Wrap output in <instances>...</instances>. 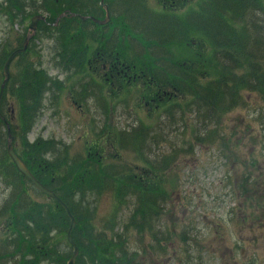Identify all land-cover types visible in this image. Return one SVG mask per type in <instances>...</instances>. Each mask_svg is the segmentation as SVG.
<instances>
[{"label": "trees", "instance_id": "1", "mask_svg": "<svg viewBox=\"0 0 264 264\" xmlns=\"http://www.w3.org/2000/svg\"><path fill=\"white\" fill-rule=\"evenodd\" d=\"M118 1L113 7L108 3L111 24L103 30L104 39L99 38L101 32L96 26L86 25L73 28L74 37L87 39L89 51L93 44L98 43L101 48V40L105 41L103 59L108 63L113 61V58L106 57L111 52L116 54L115 60L118 56L125 58L130 52L135 54L139 60V69L148 72L141 73V77L146 79L142 85L153 86L154 89L167 87L171 97L166 99L157 115L159 120H167V125H144L137 122L135 125L131 124L128 132H110L120 149L133 152L142 167L135 170L133 165L122 164L123 166L109 165L102 169L101 164V185L99 184L97 193L103 192L112 197L117 195V200L114 201L117 205V208L114 207L116 213L120 206L128 204L126 198L133 199V216L138 215L137 220H134L135 229L140 233L146 228L150 240L162 248L170 235H158L154 231L153 222L158 218L161 202L168 196L171 198L173 187H170V191H164L161 174L168 172L178 152L174 147H170L171 153L168 156L156 151L169 141L174 143L184 134L182 116L186 113L197 114L200 122L197 129H191L190 138L186 140H194L197 144L184 143L181 145L182 150L192 151L195 146H210L215 142L224 144L228 139L224 136L222 116L236 108L245 107L243 93L256 92L264 95V69L261 70L264 63V0H200L196 9L184 17L151 13L144 0H120L117 4ZM88 3L87 7H77L76 12L96 17L97 12L90 11L97 0H90ZM45 9L49 14L46 21L53 22L70 7H67L65 1L57 4L53 1L52 6L45 4ZM70 21L73 20L66 17L58 26L59 52L64 59V55L81 53L69 44ZM189 28L205 46L211 48L208 62L216 63L218 67L214 77L205 72L194 71V67L189 66L192 64L180 65V62L171 57L170 46L183 45L184 38L189 37ZM27 52L15 61L16 73L15 76L13 73L10 75L1 104L3 113L6 111L7 96L16 98L17 123L20 125H10L14 141L18 137L25 138L23 134L29 123L28 119L37 111L38 94L44 87L41 76L33 77L30 74L32 57H28ZM7 53L6 46L3 45L0 51V71ZM78 60L81 69L88 67L80 56ZM74 61L71 57L65 64L69 67V62ZM150 68L155 69L149 71ZM23 74L26 82L21 81ZM144 93L151 99L156 96V91ZM262 98L264 100L263 96ZM209 123L215 125L207 134L209 137L200 138ZM165 128L169 132L165 133ZM107 136L108 134H103L98 138L105 139ZM6 143V128L0 120V187L5 193L0 202V220L9 219L15 232L13 240L0 237V264H41L42 261L66 264L71 253L60 250L56 242L52 243L49 239V235L57 229L58 233H66L69 219L54 201L48 199L47 204H39L31 198L30 190L36 191L11 163L6 153ZM238 143L237 141L234 147ZM13 147L31 174L43 186L52 190L74 216L76 224L71 236L79 249L75 264H122L125 259L131 262L134 255L140 260L139 252L127 254L125 235L114 233L112 226H102L99 229L94 220L95 214L88 213L89 205L74 202L73 192L80 191L82 174L87 173L91 177V171H95V157L92 154L76 159L72 165L75 166V172L70 173L63 166L66 165L65 153L61 164L54 167L51 162L42 158L43 143L37 141L28 144L23 140L20 152L14 144ZM146 151L152 155L151 161L145 156ZM156 180L158 185L155 184ZM242 181L239 189L247 193L248 186L252 185L251 174L244 175ZM36 238L40 240L37 242ZM180 238L186 240L184 236ZM29 253L33 254V259L28 256Z\"/></svg>", "mask_w": 264, "mask_h": 264}, {"label": "rangeland", "instance_id": "2", "mask_svg": "<svg viewBox=\"0 0 264 264\" xmlns=\"http://www.w3.org/2000/svg\"><path fill=\"white\" fill-rule=\"evenodd\" d=\"M7 1H12L18 6V10H13V13L18 15L14 24L7 21L5 9H2L7 7ZM53 1L0 0V51L1 47L10 41L6 38L8 35L24 32L25 28L20 25V20L25 18V15L35 11L34 14L49 17L45 4L52 6ZM197 1L145 0L150 10L159 12L178 8L175 14L181 17L192 13L200 2ZM99 17H103L101 11ZM29 20L26 22V29ZM41 28L42 26L34 42L36 50L31 55L33 59L30 58L32 63L30 74L33 77L41 76L44 87L38 94L39 99L36 103L38 109L31 119H28L29 123L23 134L25 138L17 136L13 144L20 152L23 140L28 144L37 141L43 143L42 158L51 162L54 167L61 164L65 153L66 165L63 166L66 172L70 173L75 172V166L72 165L79 157L87 154L95 157V171H91L93 172L91 177L87 173L82 174L80 191L73 192L74 202L89 205L88 213L95 214L94 220L99 229L102 226H112L114 233L125 235L127 254L133 251L135 254L139 252L140 260L134 255L131 262L125 259L122 264H250L252 259L253 264H264V100L262 98L264 95L256 92L243 93L245 107L236 108L222 116L224 136L228 139L224 144L215 142L210 146H195L192 151L182 150L181 145L184 143L197 144L194 140L189 142L186 140L190 138L191 129H197L200 122L197 114L186 113L182 116V122L185 124L184 134L174 143L169 141L156 151L158 154L166 153L168 156L171 153L170 147H174L178 152L168 172L161 174L164 191H170V187L173 189L171 198L168 196L161 202L158 218L153 222L154 231L158 235L162 237L170 235V239L166 238L162 248L157 247L148 237L146 228L140 233L135 229L134 220H137L138 215L133 216L135 208L133 199L126 198L128 204L120 206L116 213L114 207L117 208V205L114 201L117 200V195L114 194L112 197L103 192L97 193V188L99 184L101 185V164H103L102 169L109 165L123 166L122 164L142 167V163L136 159L133 152L120 149L110 132L116 133L128 124L136 123L137 119L144 125L168 123L167 120L161 121L156 117L162 101H151V98L144 93L150 90L155 92L153 86L145 87L132 82L131 77L135 72L144 74L148 72L139 69V60L133 53L125 58L118 56L115 60L116 54L111 52L107 57L113 58V61L107 63L101 60L99 64L100 81L96 78L97 73L87 67L82 74L101 85V96L105 100L101 102V108L90 104L88 108L83 105L82 109H78L72 106L70 99L74 92L72 86L78 78L75 75L76 69L66 66L67 55H64L65 59L60 56V59L56 60L60 53L58 52L59 37L51 30H47L48 34H45ZM189 30V37L184 38L183 45L170 46L171 57L180 62V65L192 64L189 66L194 67V71L205 72L210 77H214L218 67L216 63L208 62L211 48L205 46L197 35L191 32V28ZM14 38H11L12 42ZM69 44L74 50L81 52L77 55L89 60L98 49L104 53L102 47L96 44H93L89 51L87 42L78 38L70 39ZM109 69H112V76ZM154 69L150 68L149 71ZM263 69L264 63L261 70ZM15 70L13 65L14 76ZM120 72H127V76L121 77ZM67 78H72V81L68 80L70 83H66ZM21 81L26 82L24 74ZM144 81L146 79L142 82ZM15 99L8 95L5 108L14 109L16 115L11 125L19 126ZM122 100L126 102L119 103ZM4 115L5 118L11 119L9 111L4 112ZM214 126L211 123L207 124L200 138L206 137ZM166 129L164 132H169ZM179 131L182 129L179 128ZM103 134H108L107 138H98ZM237 141L238 146L234 147ZM145 156L151 161L152 155L148 151L145 152ZM248 174H251L252 185L248 186L247 193H243L239 187L243 183L244 175ZM157 181L155 184L158 185ZM0 188L1 202L5 193L2 187ZM30 193L36 203L49 202L33 190H30ZM157 223H160L158 227ZM10 225L9 219L0 220V237L13 240L15 232ZM181 236L186 237V240L184 238L182 240ZM49 239L52 243L56 242L60 250L71 253L66 242V233H58L57 229L50 233ZM39 240L36 238L37 242ZM141 251L144 252L143 255ZM28 256L34 258L32 253ZM41 264L49 263L42 261Z\"/></svg>", "mask_w": 264, "mask_h": 264}, {"label": "water", "instance_id": "3", "mask_svg": "<svg viewBox=\"0 0 264 264\" xmlns=\"http://www.w3.org/2000/svg\"><path fill=\"white\" fill-rule=\"evenodd\" d=\"M38 19L34 18L31 22V25L29 27L30 30H32L33 32L35 31V27H36V23H37ZM26 47V43L24 45V48L21 50H17L15 52H13L8 59L6 60L4 66H3V70H2V74L4 77V80L0 86V100L2 97V93H3V88L5 83L8 80V66L11 62V60L15 57L16 54L23 52L24 49ZM11 142V138L9 137V142L7 144V154L9 156V158L11 159L12 163L15 165L16 169L19 171V173L21 175H23L33 186L35 189H37L39 192H41L42 194L48 196L49 198L55 200L59 205L62 206V208L65 210L66 214L68 215L69 219H70V226L67 232V240L69 242V244L72 247V257L70 258V260L68 261L67 264H74L75 258L77 257L78 254V250L75 246V244L73 243L72 239H71V231L74 227L75 221L73 219V217L71 216L69 210L67 209V207L61 202V200L50 190L46 189L45 187H43L30 173L29 171L26 169L25 165L23 164V162L16 156V154L13 152L12 146L10 144Z\"/></svg>", "mask_w": 264, "mask_h": 264}, {"label": "flooded vegetation", "instance_id": "4", "mask_svg": "<svg viewBox=\"0 0 264 264\" xmlns=\"http://www.w3.org/2000/svg\"><path fill=\"white\" fill-rule=\"evenodd\" d=\"M115 2H116V0H112V4H114ZM118 2H117V4H118ZM96 73H97L96 78H97V80L100 81L101 80V72H95V74ZM117 74H119V73H117ZM76 97L79 100H75V96H73V95H71V97H70L72 106H76L77 108H80L82 106V104H81L82 98L86 99L85 102L87 103V105L92 103V105L95 106L98 104V101L101 100V85L93 84L92 86H86V89L82 88L78 91V93L76 94Z\"/></svg>", "mask_w": 264, "mask_h": 264}]
</instances>
